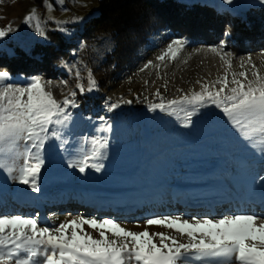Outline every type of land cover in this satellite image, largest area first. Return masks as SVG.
Here are the masks:
<instances>
[{"label": "rangeland", "instance_id": "374dc122", "mask_svg": "<svg viewBox=\"0 0 264 264\" xmlns=\"http://www.w3.org/2000/svg\"><path fill=\"white\" fill-rule=\"evenodd\" d=\"M179 1L186 5L208 4L217 13L243 19L248 8L264 6V0ZM98 8V0L0 2V28H12L0 37V50L21 46L18 53H30L36 42L53 43L55 39L49 37L50 33L54 35L52 32L67 44L54 62L50 59L53 53H49L51 62L47 67H39L36 61L26 68L0 63V71L10 74L7 82L25 86L39 78L57 100L75 91L78 104L68 108L71 120L60 129L67 143L61 147V141L53 138L45 145L38 192L14 180L17 173L10 175L0 169V215L33 217L41 227L49 228L78 216L108 218L131 231L168 235L176 233L165 227L147 226L145 221L163 216L189 220L239 214L264 217L258 204L264 202V153L250 146L220 108L212 104L198 108L187 127L185 115L192 106L176 105L174 114L160 109L149 111L151 104L163 102L167 107L168 102L200 92L202 85L225 75L229 80L233 73L243 80L238 75L242 71L248 79H254L255 71L264 76V47L251 45L239 53L233 52L230 45L234 40L228 28L223 29L215 43L193 41L161 30L146 43L137 44L131 57L116 63L114 59L121 51L117 37L92 32L91 28L88 34H81L84 22L86 26L87 18L96 14ZM33 9L36 18L25 23V16ZM37 24L44 35L37 31ZM173 40L182 41L181 46L173 45L177 49L175 58L157 59ZM64 43L62 46H66ZM55 45H51V51ZM89 72L96 82L91 91ZM78 83L84 86L83 92L76 87ZM114 103L118 107L109 111ZM100 116L111 124L110 132L97 131L104 125L98 120ZM92 137L108 139L104 157L97 161L104 167L99 172L88 169L80 173L68 165L79 158L80 147H87L85 138ZM208 201L211 207L217 204L221 209L219 216L197 214L210 212L211 208H206ZM83 227L94 238H100L93 228ZM180 239L187 243L186 238ZM190 264L203 262L192 257Z\"/></svg>", "mask_w": 264, "mask_h": 264}, {"label": "snow or ice", "instance_id": "6c2138e0", "mask_svg": "<svg viewBox=\"0 0 264 264\" xmlns=\"http://www.w3.org/2000/svg\"><path fill=\"white\" fill-rule=\"evenodd\" d=\"M226 2L231 3V0ZM35 18L36 10L33 9L25 16V23ZM36 27L44 35L38 24ZM9 31H12L11 25L0 28V37ZM173 45L181 46L182 41L173 40L166 53L157 59L163 61L166 56L174 59L177 49ZM238 75L243 80L235 73L231 80L225 75L202 85L200 92L168 102L167 107L163 102L151 104L149 111L160 109L174 114L176 105L192 106L185 115L184 126L187 127L198 108L215 105L252 148L264 153V76L258 71L252 73L254 79H248L243 71ZM9 76L7 71H0V169L10 175L17 173L12 177L14 180L38 192V178L45 164V145L53 138L61 141V147L67 143L60 129L71 120L68 108L78 107L74 99L76 92L57 100L39 78H33L25 86H17L7 82ZM88 86L89 91L96 86L91 72ZM76 87L81 92L85 90L82 84ZM156 94L159 95V91ZM117 107L114 103L108 110ZM98 120L104 121V125L97 131H111V124L105 117L100 116ZM21 143L23 151H20ZM85 144L87 147L79 149V158L68 166L80 173L88 169L101 171L104 165L97 161L104 157L108 139L85 138ZM145 224L165 227L176 235L131 231L108 218L78 216L49 228L41 227L33 217L0 215V264H190L192 257L203 264H264V217L239 214L189 220L181 216H163L149 218ZM84 225L97 231L100 238L85 232ZM180 238H186L187 243Z\"/></svg>", "mask_w": 264, "mask_h": 264}, {"label": "trees", "instance_id": "16d2710c", "mask_svg": "<svg viewBox=\"0 0 264 264\" xmlns=\"http://www.w3.org/2000/svg\"><path fill=\"white\" fill-rule=\"evenodd\" d=\"M98 2V12L87 18L81 34L85 35L91 28L92 32H106L117 37V46L120 45L121 51L117 52L114 59L116 63H120L125 57H131L132 49L135 50L137 44L146 43L150 36L161 30L193 41L215 43L223 29L228 28L234 40L230 45L233 52L239 53V50L251 45L264 47V6L248 8L243 19L230 17L226 12L217 13L208 4L186 5L179 0H98ZM52 33L55 36L50 33L49 37L51 40L55 39L53 43L36 42L30 47V53H18L21 46L1 49L0 63H11L26 68L36 61L39 67H47L48 63L51 60L54 62L67 47L57 33ZM54 43L55 48L51 51V45ZM62 43L66 46H62ZM8 50L17 53L11 54L7 52ZM51 52L53 56L49 61L48 56ZM0 206L2 207L1 203Z\"/></svg>", "mask_w": 264, "mask_h": 264}, {"label": "bare ground", "instance_id": "6f19581e", "mask_svg": "<svg viewBox=\"0 0 264 264\" xmlns=\"http://www.w3.org/2000/svg\"><path fill=\"white\" fill-rule=\"evenodd\" d=\"M200 52V51H199ZM200 58V57H199ZM209 61V60H208ZM212 62H215V61H212ZM211 63V62H210ZM216 64V63H215ZM214 64V65H215ZM196 65V64H195ZM207 65H209V62H208V64ZM213 65V64H212ZM217 65V64H216ZM194 66V65H193ZM184 67V66H183ZM204 67V66H203ZM213 67H217V66H213ZM212 67V68H213ZM220 67H222V66H220ZM211 68V67H210ZM209 68V69H210ZM217 69H218V67H217ZM208 70V69H207ZM214 70V69H213ZM216 70V69H215ZM219 70V69H218ZM193 71H194V69H193ZM198 71V70H197ZM200 72V71H199ZM199 72H197V73H199ZM215 72V71H214ZM209 73V72H208ZM212 73V72H211ZM188 75V74H187ZM187 77V76H186ZM180 78V77H179ZM200 78V77H199ZM197 79V78H196ZM196 79H194V80H196ZM198 80V79H197ZM199 81V80H198ZM182 82H183V80H182ZM179 84V83H178ZM172 85V84H171ZM172 87V86H171ZM181 87L182 86H180L179 87V89H181ZM186 89V88H185ZM174 90H176V89H174ZM172 90H170V92H171ZM176 92V91H175ZM214 198L215 197H213V200H214ZM258 204H261L260 205V212L263 214L264 213V202L263 201H261V202H259L258 201ZM211 208L210 209V212H208V213H197V214H204V215H207L208 217H215L216 215L217 216H219L220 215V212H222V211H220L221 209H218V205L217 204H215L214 205V207H211V202H206V208ZM119 208H123V207H119ZM188 211V210H187ZM190 212V211H189ZM191 214H195V213H192V212H190Z\"/></svg>", "mask_w": 264, "mask_h": 264}]
</instances>
